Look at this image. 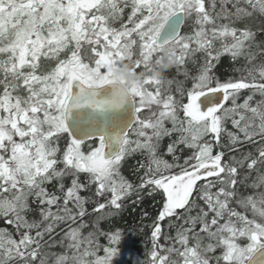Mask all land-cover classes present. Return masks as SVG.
Masks as SVG:
<instances>
[{"label": "snow or ice", "instance_id": "obj_1", "mask_svg": "<svg viewBox=\"0 0 264 264\" xmlns=\"http://www.w3.org/2000/svg\"><path fill=\"white\" fill-rule=\"evenodd\" d=\"M261 35L264 0H0V220L9 226L0 228V264H114L123 232L105 233L103 256L98 232L82 233L89 184L96 197L110 193L92 207L97 224L133 193L161 196L147 264H264ZM197 54L190 87L165 77L175 66L187 80ZM222 56L243 59L238 78L213 74ZM123 63L138 81L117 78ZM164 137L173 138L172 163L159 154ZM179 145L190 150L182 163ZM137 152L146 160L133 185L121 167ZM54 181L58 193L48 190ZM32 204L39 219H28ZM166 218L176 231L165 244ZM63 223L66 251L50 257Z\"/></svg>", "mask_w": 264, "mask_h": 264}, {"label": "trees", "instance_id": "obj_2", "mask_svg": "<svg viewBox=\"0 0 264 264\" xmlns=\"http://www.w3.org/2000/svg\"><path fill=\"white\" fill-rule=\"evenodd\" d=\"M127 13L125 12L124 21H126ZM121 21L114 23V26L119 27ZM224 23H227L226 20ZM249 26L253 28V30L259 33L261 28V21L259 19H255L249 21ZM190 24H186L184 31H190ZM261 40H264V35L259 37ZM198 59L196 63L189 62L185 67L189 71V78L186 80L183 71L181 68L180 71L177 70L175 66L170 67L165 73V77L167 79H174L175 81L183 82L186 87L191 86V75L195 74L198 71V67L203 63V55L197 54ZM244 66V61L241 58L239 61H232L228 56H222L220 61L215 64L213 68V74L219 79H228V78H238L240 75V69ZM175 87V84L173 85ZM249 94L247 91H244L240 94V98L238 99V103H243V99L246 95ZM256 99H259L257 96ZM230 106V102L229 105ZM170 127V125H168ZM228 131H235L231 123L228 122L225 125ZM173 138L164 137L159 146V154L167 159L170 163L174 162L173 157L167 154V147L172 142ZM208 139V138H206ZM228 138L227 135L224 134L222 136V144L227 145ZM91 144V143H90ZM89 145V144H88ZM219 147L214 148V151H219ZM226 152V159L228 155L231 153L228 152V149H224ZM87 151V149L85 150ZM178 162L182 163L183 159L190 155V150L184 147L183 145H179L176 153ZM146 157L140 152L129 155L123 166L121 167V174L133 185L139 184V176L142 174V169H138V164L140 162H144ZM65 184L66 187L71 186V179ZM81 183H88L87 176L85 174H81L79 177ZM55 182V181H54ZM53 182V184H54ZM53 186V185H51ZM95 188L94 184H89L88 187L83 190L80 195L84 197L87 201L85 204L86 209L88 210V215L83 218V221L87 223L88 227L82 230L83 235H87L89 231H93L94 229L98 232L97 235V243L99 244L98 255L103 256V248L108 246V240L105 236V233H110L115 230H119L124 233V238L122 239L119 245V255L115 258L114 264H137V261L140 264H147L148 253L151 249V237L150 233L152 231V222L157 217L158 212L161 210V196L159 194L149 195L148 190H143L139 196L135 193L128 197L124 201V206L120 210H113V214L109 217L102 219L99 223H96L95 214L92 213V207L95 201H99L102 203H106L107 199L110 198V193H106L105 196L96 197L95 196ZM58 189L55 187V191ZM53 192L52 189L49 190ZM58 193V192H57ZM193 199H197L196 193H193ZM202 204V201H197ZM34 209H37L34 212L29 213L28 219H39V211L36 204H32ZM243 211V209H238ZM55 211V209H53ZM182 212L183 210H178ZM195 214V211L193 212ZM248 215L251 217V213ZM168 219L160 222L162 227V238L161 243H168L165 239L166 236L175 235L176 229L169 228ZM79 223V221L77 222ZM178 223V222H177ZM72 227H76L77 224H72ZM8 225L4 224L2 220H0V228H7ZM69 225L67 223L60 224L55 232L53 233L51 239L49 240L50 247L47 249L49 256L54 257L56 254L63 253L66 251L65 247L61 244V241L64 236V232L68 230ZM220 250H217L215 254L219 255ZM213 264L215 262L213 261Z\"/></svg>", "mask_w": 264, "mask_h": 264}, {"label": "clouds", "instance_id": "obj_3", "mask_svg": "<svg viewBox=\"0 0 264 264\" xmlns=\"http://www.w3.org/2000/svg\"><path fill=\"white\" fill-rule=\"evenodd\" d=\"M116 76L119 79L127 81L128 85H131L134 81L139 80L138 75L135 73L134 69L128 63L122 64V67L116 73Z\"/></svg>", "mask_w": 264, "mask_h": 264}, {"label": "flooded vegetation", "instance_id": "obj_4", "mask_svg": "<svg viewBox=\"0 0 264 264\" xmlns=\"http://www.w3.org/2000/svg\"><path fill=\"white\" fill-rule=\"evenodd\" d=\"M87 145L88 144H86L85 146H84V150H86L87 149ZM68 178H70V179H72L71 177H66V178H64V184H66L67 182H69L70 180H68ZM51 185H53V186H51ZM55 182H54V184H50V185H48L47 187H48V190H51L52 189V191L53 192H59V189H58V187H56L58 190L57 191H55ZM67 187L65 186V189H66Z\"/></svg>", "mask_w": 264, "mask_h": 264}, {"label": "rangeland", "instance_id": "obj_5", "mask_svg": "<svg viewBox=\"0 0 264 264\" xmlns=\"http://www.w3.org/2000/svg\"><path fill=\"white\" fill-rule=\"evenodd\" d=\"M217 4L219 5V0H217ZM227 7L229 8V9H231V4L229 3L228 5H227ZM129 10L128 9H126L125 10V12H128ZM217 11H219V7L217 8ZM118 21H116L115 23H117ZM225 22V20H220V21H218V23H224ZM226 22H228V21H226ZM116 27V26H115ZM238 102V101H237ZM133 138H135V137H133ZM217 250H219V249H217Z\"/></svg>", "mask_w": 264, "mask_h": 264}, {"label": "water", "instance_id": "obj_6", "mask_svg": "<svg viewBox=\"0 0 264 264\" xmlns=\"http://www.w3.org/2000/svg\"><path fill=\"white\" fill-rule=\"evenodd\" d=\"M182 31H183V29H182ZM89 142V141H88Z\"/></svg>", "mask_w": 264, "mask_h": 264}]
</instances>
